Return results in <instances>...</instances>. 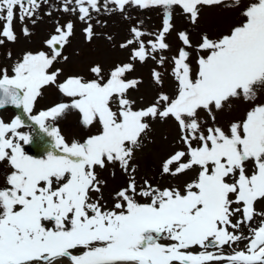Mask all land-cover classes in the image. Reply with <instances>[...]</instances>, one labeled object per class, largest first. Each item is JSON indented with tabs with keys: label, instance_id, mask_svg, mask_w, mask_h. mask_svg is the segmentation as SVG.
I'll list each match as a JSON object with an SVG mask.
<instances>
[{
	"label": "snow or ice",
	"instance_id": "1",
	"mask_svg": "<svg viewBox=\"0 0 264 264\" xmlns=\"http://www.w3.org/2000/svg\"><path fill=\"white\" fill-rule=\"evenodd\" d=\"M46 6L49 0H0V45L16 42L17 20L35 25L41 15L53 16ZM204 6L236 9L243 19L215 38L202 33L195 44L180 31L182 46L163 55L173 11L196 25ZM127 7L160 8L161 28L145 41V32L130 27L128 38L113 45L127 51V60L107 72L93 64L87 79L64 76L57 65L69 59L63 52L76 23L91 43L93 13ZM56 10L74 20H55L40 50L0 67V109L22 110L32 131L49 141L42 157L28 155L24 146L33 135L21 131L25 121L0 119V162L10 168L0 185V264H264V208H257L264 204V102L255 103L264 87V0L244 6L240 0H59ZM22 34L32 35L26 26ZM149 60L156 64L150 75L157 95L137 108L128 94L143 80L129 74ZM166 62L172 95L162 91L158 70ZM50 86L68 102L33 114ZM237 104L246 105L245 114L219 126L217 114ZM71 110L97 134L68 142L56 122ZM168 121L178 128L179 147L170 146L157 175H194L180 186L138 181L136 154L153 142L152 125ZM110 166L126 179L106 201L107 181L98 170Z\"/></svg>",
	"mask_w": 264,
	"mask_h": 264
},
{
	"label": "rangeland",
	"instance_id": "2",
	"mask_svg": "<svg viewBox=\"0 0 264 264\" xmlns=\"http://www.w3.org/2000/svg\"><path fill=\"white\" fill-rule=\"evenodd\" d=\"M59 0H49L51 6H46L43 11L52 12L53 16L41 15L37 23L33 25L30 21H26L25 25L32 33L30 37H25L22 34V25L17 20L14 22V30L17 35L15 43L5 42L0 45V67H7L13 61L18 59L26 51H36L42 48V42L48 38L49 33L52 32L54 21L59 20L63 24L66 20L73 19V16L63 15L56 10V5ZM228 2V0H226ZM251 0H240L241 6L247 5ZM243 17L237 14L236 9H226L221 6H204L201 8L199 20L196 25H192L187 17L180 13L179 9H175L172 13L173 30L167 35L166 42L169 44V50L162 53L166 57H171L176 54L177 50L182 46L177 39V33L187 30L195 44L202 33H207L210 37L215 38L221 33H227L229 29L239 24ZM163 15L158 7H150L148 9H137L135 7H127L125 12H104L93 13L92 24L94 27L95 37L91 43L85 42L82 35V25L76 23L75 35L71 38V42L64 49L63 54L68 56L67 62L58 64L57 67L63 69L64 76L80 75L86 79L89 78L88 68L93 64H100L105 72L116 63L126 61L127 51L120 50L113 45H118L126 40L129 36V28L136 26L146 33L144 39L147 41L152 37L149 33L158 31L162 26ZM113 39L110 41L108 37ZM46 50V49H45ZM191 52L192 50L189 49ZM8 53H11V59H8ZM161 55L158 53L157 56ZM193 69H197L194 63L195 53L191 57ZM156 67L154 61L149 60L146 64H137L135 71L129 74V78H140L143 83L138 90H131L129 98L136 101L135 107H143L153 101L157 95V87H154L151 82V70ZM171 64L166 62L164 67L158 70L163 76L162 91L172 95L174 91V81L170 75ZM63 79V76L61 77ZM59 102H68V98L63 97L54 86H50L43 90V94L38 98L35 109L44 110ZM264 102V87L257 89V98L255 103ZM252 103V102H249ZM246 105H234L232 108H226L223 113L217 114V123L224 127L229 121H235L245 114L244 109ZM201 119L207 120L209 124L212 123L207 113H201ZM56 126H60L61 130L66 134L68 142L73 140L86 139L89 135L97 134L96 127H85L81 123L80 114L74 110L68 111L57 122ZM151 141L147 143V147L143 151L136 154L134 163L139 165L137 172V180L142 178L150 179L154 184L159 181L160 186L176 185L180 186L187 179H190L194 173L189 172L185 176L178 178L164 177L157 175L159 161L169 151L172 145L175 144L178 137V128L174 121L166 123L156 122L152 125V131L149 134ZM163 136L167 140L162 139ZM82 142V141H81ZM100 178L107 181V186L104 188V196L107 201L106 192H112L123 185L126 177L123 176L119 168H112L111 166L104 170H98ZM115 173V175H113ZM257 208H264V204H257ZM243 247V245H240ZM225 251H230L226 249Z\"/></svg>",
	"mask_w": 264,
	"mask_h": 264
},
{
	"label": "flooded vegetation",
	"instance_id": "3",
	"mask_svg": "<svg viewBox=\"0 0 264 264\" xmlns=\"http://www.w3.org/2000/svg\"><path fill=\"white\" fill-rule=\"evenodd\" d=\"M13 113L16 114L14 111H11L9 109H4L0 112V115L2 114V116L6 119L5 121L1 116L2 120H4L5 122H9L17 116L16 114L15 117L13 118L14 116ZM21 118L24 121H28V119L25 120L24 116H22ZM25 125L26 126L22 128L21 131L29 132L33 135V142L24 146L26 154L36 158L42 157L43 155H45V149L47 148L49 143L48 138L43 137L42 135H37L36 132L32 131L33 126L31 125L30 121L25 122ZM9 171L10 168L7 165V163L0 162V185L4 183V178Z\"/></svg>",
	"mask_w": 264,
	"mask_h": 264
}]
</instances>
